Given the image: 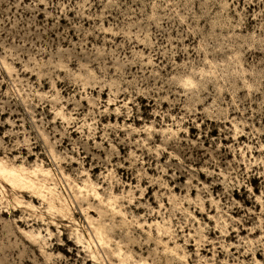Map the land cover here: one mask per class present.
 Segmentation results:
<instances>
[{
  "label": "rangeland",
  "instance_id": "obj_1",
  "mask_svg": "<svg viewBox=\"0 0 264 264\" xmlns=\"http://www.w3.org/2000/svg\"><path fill=\"white\" fill-rule=\"evenodd\" d=\"M0 264H264V0H0Z\"/></svg>",
  "mask_w": 264,
  "mask_h": 264
},
{
  "label": "bare ground",
  "instance_id": "obj_2",
  "mask_svg": "<svg viewBox=\"0 0 264 264\" xmlns=\"http://www.w3.org/2000/svg\"><path fill=\"white\" fill-rule=\"evenodd\" d=\"M1 170L4 171V176H6L13 184L19 183L28 188L35 187V182L30 177L20 174L16 170H8V168L5 167H1Z\"/></svg>",
  "mask_w": 264,
  "mask_h": 264
}]
</instances>
